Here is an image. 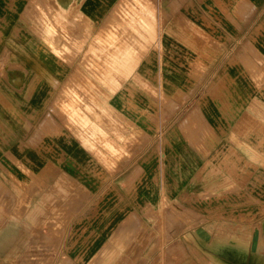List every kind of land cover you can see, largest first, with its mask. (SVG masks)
Masks as SVG:
<instances>
[{
    "label": "rangeland",
    "instance_id": "rangeland-1",
    "mask_svg": "<svg viewBox=\"0 0 264 264\" xmlns=\"http://www.w3.org/2000/svg\"><path fill=\"white\" fill-rule=\"evenodd\" d=\"M40 17L42 50L62 57L78 75L53 80L52 141L48 156L34 163L32 181L27 172L13 180L6 170L11 155L0 156V264H176L185 256L183 245L195 240L219 264H235L230 252L237 248L245 258L264 257V216L241 227L207 220V238H201L187 206L166 198L142 204L141 193L154 197L155 174L131 172L142 160L156 163V156L139 158L145 143L154 147L155 119L165 129L176 127L194 111L202 116L194 107L205 104L211 116L233 118L218 125L221 134L237 144L242 133L244 153L252 150L245 146L257 145L258 152L259 145L260 155L249 157L264 165V132L257 130L264 124H234L236 117L264 120V0H116L96 25L84 18L79 44L64 27L65 15ZM125 51L131 59L119 56ZM75 52L79 61L69 58ZM59 67L52 65L54 72ZM143 111L154 120H141ZM4 119L0 153L18 144L11 119ZM35 131L44 133L43 127ZM47 163L50 174L38 172Z\"/></svg>",
    "mask_w": 264,
    "mask_h": 264
},
{
    "label": "crops",
    "instance_id": "crops-1",
    "mask_svg": "<svg viewBox=\"0 0 264 264\" xmlns=\"http://www.w3.org/2000/svg\"><path fill=\"white\" fill-rule=\"evenodd\" d=\"M115 6L116 0H0V119L3 122L4 117L11 119V127L15 130V133L11 131L13 140L18 142L11 150L0 153V156L11 155L13 164L6 170L11 169L13 180H21V174L27 172L31 175L28 179L32 181L37 158L48 156L47 143L52 141L50 100L53 80L60 84L63 78L78 75L71 72V64L69 69L68 62L66 66L62 63V57L53 56V52L45 47L42 50V45L47 46V42L45 33L41 31L45 28L42 27L40 14L51 12L65 15L67 23L64 27L69 31L71 41L74 38L79 44L83 43L85 37L84 18L89 16L92 24L96 25L104 14H111ZM75 16L78 20H74ZM107 18L105 16L103 20ZM213 27L218 28L215 25ZM259 29L260 25H257L258 34ZM218 37L222 38V34ZM259 37L255 32L253 38L259 40ZM37 44H41L38 49L35 47ZM75 55L69 58L79 61V53L75 52ZM53 63L60 66L59 71H53ZM9 78H13L12 84L7 83ZM194 108L203 109L202 116L194 111L195 116L184 118L176 127L171 124L165 129L162 120L159 122L155 119V133L151 134L155 136L152 139L154 147L150 149L145 143L144 148L140 149L139 158L142 160V157L156 156L152 160L156 163L145 166V160H142L131 172L155 174V185L152 187L155 189L154 197L148 200L149 192L144 195L141 193L140 196L144 198L142 204L158 205L165 203L166 198L167 203L187 206L196 215L199 237L207 238V220L241 227L257 222L264 216V165L249 157L260 155L259 145V153L255 149L257 145L245 146L246 149L251 148L249 150L252 152L244 153V146L238 144L244 142L242 133L235 135L237 144H233L228 135L221 134L218 125L232 124L233 118L211 116L207 112V104ZM143 115L145 117L142 116L141 120L146 123L148 119L154 120L147 118L144 111ZM259 118L236 117L234 124H249L250 120L254 125L264 124V120L262 122ZM37 126L43 127L41 136L35 131ZM259 129L264 132V128ZM64 135L60 132L58 136L64 141L62 149H67V137L62 138ZM231 150L243 160L237 159ZM108 152L110 155L111 151ZM159 152H163L162 162ZM37 167H40L38 172H51V163ZM145 188H149L148 184ZM183 248L185 256L178 264H219L212 258L207 245L198 244L197 240L192 247L183 245ZM230 253L237 261L245 260V264H264V257L255 252L246 258L240 248ZM220 258L228 260L227 257Z\"/></svg>",
    "mask_w": 264,
    "mask_h": 264
},
{
    "label": "bare ground",
    "instance_id": "bare-ground-1",
    "mask_svg": "<svg viewBox=\"0 0 264 264\" xmlns=\"http://www.w3.org/2000/svg\"><path fill=\"white\" fill-rule=\"evenodd\" d=\"M123 39V38H122ZM125 39L126 38H124V40L122 41V42H125ZM121 43V42H120ZM126 52V51H125ZM113 53H120V51L118 50V48H114V50H113ZM126 54L127 55H125L124 53H123V56H121V55H119L120 57H123L124 59H126V60H128V59H131L130 58V55H128L129 53H127L126 52ZM116 57L118 56V55H115ZM250 70V69H249ZM262 94V93H261ZM227 180V179H226ZM226 182V181H225ZM232 258H234V260H235V262L236 263H238V264H245V260H240V261H237V259L234 257V256H232V255H230Z\"/></svg>",
    "mask_w": 264,
    "mask_h": 264
}]
</instances>
